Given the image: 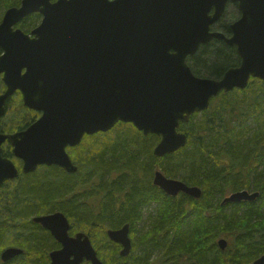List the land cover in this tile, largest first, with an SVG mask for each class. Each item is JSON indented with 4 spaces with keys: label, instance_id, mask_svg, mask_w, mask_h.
Instances as JSON below:
<instances>
[{
    "label": "water",
    "instance_id": "95a60500",
    "mask_svg": "<svg viewBox=\"0 0 264 264\" xmlns=\"http://www.w3.org/2000/svg\"><path fill=\"white\" fill-rule=\"evenodd\" d=\"M231 3L241 15L227 36L212 26ZM35 13L42 20L29 33L18 27ZM214 39L236 47L240 63L220 78L198 76L188 58ZM0 76L6 86L0 92V120L16 91L25 107L41 112L24 129H0V187L20 174L3 154L5 142L22 160L23 173L41 165L76 173L67 148L124 122L145 136H159L154 154L163 157L186 146L180 124L207 110L213 98L246 88L251 78L264 81V0H21L5 10L0 22ZM154 184L171 196L183 192L200 198L203 193L161 169ZM259 196L244 189L224 203ZM33 221L61 245L50 252L49 264H105L89 235L70 234L64 212L35 215ZM108 236L122 245L121 256L131 253L129 224L109 229ZM218 243L222 250L228 246L226 238ZM23 252L8 247L1 259L8 262ZM251 264H264V254Z\"/></svg>",
    "mask_w": 264,
    "mask_h": 264
},
{
    "label": "trees",
    "instance_id": "16d2710c",
    "mask_svg": "<svg viewBox=\"0 0 264 264\" xmlns=\"http://www.w3.org/2000/svg\"><path fill=\"white\" fill-rule=\"evenodd\" d=\"M20 3L0 0V20L5 10ZM235 18H228L226 10L213 28L228 34ZM40 20L35 13L18 26L30 32ZM188 63L198 76L220 78L240 57L235 47L215 39ZM4 88L0 79V92ZM20 106L26 112L21 100ZM22 121L0 122V129L13 132L30 124L27 118ZM179 130L188 136L186 146L158 157L154 147L159 136H144L134 125L120 122L109 132L86 136L77 146L72 155L79 165L76 173L51 165L6 182L0 188V264H49L50 252L61 246L33 216L54 211L69 218L71 234L79 230L91 237L105 264H251L262 256L264 81L252 78L244 89L220 93ZM6 144L3 154L17 161ZM157 168L201 187L202 196L168 195L153 183ZM244 189L259 191V198L224 203L232 192ZM125 224L130 225L133 247L123 257L107 229ZM221 238L228 240L225 250L218 243ZM10 246L24 252L3 262L2 251Z\"/></svg>",
    "mask_w": 264,
    "mask_h": 264
},
{
    "label": "rangeland",
    "instance_id": "374dc122",
    "mask_svg": "<svg viewBox=\"0 0 264 264\" xmlns=\"http://www.w3.org/2000/svg\"><path fill=\"white\" fill-rule=\"evenodd\" d=\"M238 9L230 4L228 5L227 7V16L228 18H230L233 14L235 15V19L236 20L240 15L237 11ZM227 18V17H226ZM1 21V20H0ZM41 21V20H40ZM39 21V22H40ZM38 22V24H39ZM37 24V25H38ZM34 27L36 26H33L32 28H30V30H32ZM12 100V101H11ZM11 101V102H10ZM28 112L24 111V113L21 112V106H20V97L19 95H14L10 100H9V104H8V107H7V112L6 114L2 117V119L0 120L1 124L3 123V125H6L8 122L10 121H15V120H20V119H23V121L27 118V121L29 120V117H28ZM36 119V117H35ZM22 121V122H23ZM33 120L30 119V122H32ZM25 122V121H24ZM8 143V142H6ZM4 144V147L7 146V144ZM70 155H75L78 153V150H77V147L75 148H70L68 149ZM160 168H157L156 170H158ZM13 185V184H12ZM3 191H1L0 193H2ZM3 194V193H2ZM79 231V230H78ZM76 232H73V234H75Z\"/></svg>",
    "mask_w": 264,
    "mask_h": 264
},
{
    "label": "flooded vegetation",
    "instance_id": "af4514ba",
    "mask_svg": "<svg viewBox=\"0 0 264 264\" xmlns=\"http://www.w3.org/2000/svg\"><path fill=\"white\" fill-rule=\"evenodd\" d=\"M231 33H232V32H231V29H230V32H229L227 35L230 36ZM3 84H4V83H3ZM5 88H6V87H5ZM5 88H4V89H5ZM14 95H19L20 100H21V102H22V104H23L22 93H21L20 91H16V92L14 93ZM14 95H13V96H14ZM13 96H12V97H13ZM12 97H11V98H12ZM11 98H10V99H11ZM10 99H9V100H10ZM9 100H8V101H9ZM23 107H24L25 110L28 112V114H30V115H28V117H29V120H28V121L30 122V119L33 120L32 122H30V124L33 123L35 120H37V119L40 117V115H41V112H40V111H37V110H34V109L27 108V107H25L24 105H23ZM35 117H36V119H35ZM18 128H19V127H18ZM18 128H16L14 131L18 130ZM154 148H155V147H154ZM74 161H75V160H74ZM15 162H16V165L18 166V168L20 169V171L22 172V170H21V169H22V160L17 159V161L15 160ZM75 162H76V161H75ZM76 164H77V163H76ZM77 165H78V164H77ZM41 167H44V166H39V168H41ZM78 167H79V165H78ZM39 168H38V169H39ZM38 169H37V170H38ZM37 170H36V171H37ZM65 171H66V170H65ZM154 171H155V172H154V176H153V178H152V179H153V183H154L155 173H156L157 170H154ZM66 172H67V171H66ZM67 173H68V172H67ZM95 185H96V186H98V185L100 186L99 182L95 183ZM0 188H1V187H0ZM98 195H99V196H103V190H102V189H99V190H98ZM111 229H112V228H111ZM115 229H116V228H115ZM108 230H109V229H107V234H108ZM130 237H131V236H130ZM132 245H133V239H132ZM121 247H122V245H121ZM132 247H133V246H132Z\"/></svg>",
    "mask_w": 264,
    "mask_h": 264
}]
</instances>
